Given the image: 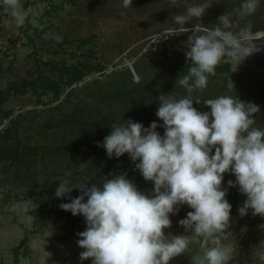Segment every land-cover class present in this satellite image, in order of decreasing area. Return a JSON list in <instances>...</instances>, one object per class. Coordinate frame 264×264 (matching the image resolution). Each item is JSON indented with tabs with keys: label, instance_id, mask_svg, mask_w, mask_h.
<instances>
[{
	"label": "rangeland",
	"instance_id": "374dc122",
	"mask_svg": "<svg viewBox=\"0 0 264 264\" xmlns=\"http://www.w3.org/2000/svg\"><path fill=\"white\" fill-rule=\"evenodd\" d=\"M205 3L211 7L199 20L186 22L185 27L191 29L201 23L211 28L218 23V17L232 13L243 0H178L177 6L170 0H132L127 8L123 7V0H20L28 12L21 27L15 25L6 6H0L4 15L0 25V90L4 96L0 106V264H92L91 259L79 258L84 249L77 243V233L87 228L83 216L62 210L59 206L71 200L67 196L51 197L46 181L75 182L91 177L92 183L102 184L104 178L125 175L138 191L152 195L154 183L143 178L127 153L119 158H109L107 152L100 159L85 158L91 137L76 129L73 137L61 127L46 128V124L57 119L56 108L62 100L70 97L76 102L79 88L105 81L113 71L129 68L138 81L136 65L166 75L175 65L192 67L185 56L191 32L176 36L164 32H178L180 26L174 16L184 14L188 6ZM231 19L234 32L250 21L253 33H264V0L243 21L235 15ZM46 34L61 40L53 38L56 42H52L45 38ZM227 60L220 62L215 75L208 77L207 87L196 91L195 96L207 100L225 95L252 102L260 108L254 117L255 126L264 129V98L257 96L264 92V71L234 68L229 60L231 71L227 72L220 68ZM47 62L58 69L45 65ZM39 75L60 83L57 95L42 82L35 85ZM193 103L200 112L211 111L204 103ZM155 122L156 131L163 136L165 130L159 126L163 121L157 118ZM19 139L24 147H57L74 140L79 150L47 152L45 158L40 152H29L18 163L13 157ZM229 180L235 183L234 174L225 173L222 188L227 189L225 198L233 205L234 187H228ZM80 195L77 188L70 193L71 198ZM246 199L239 190L238 205L231 209L227 238L222 239V244L234 250L229 264H264L260 258L264 255V217L253 216L251 209L240 216L238 210ZM27 200L36 208L28 213L14 210ZM190 211L194 210L182 205L178 212L170 213L171 227L164 230L165 236L191 235L179 224ZM60 212L64 217L57 215ZM67 216L71 219L67 220ZM24 238L28 239L27 244L16 257L15 249ZM202 256L199 243L194 242L169 264H196Z\"/></svg>",
	"mask_w": 264,
	"mask_h": 264
},
{
	"label": "clouds",
	"instance_id": "9594fccd",
	"mask_svg": "<svg viewBox=\"0 0 264 264\" xmlns=\"http://www.w3.org/2000/svg\"><path fill=\"white\" fill-rule=\"evenodd\" d=\"M173 6L178 0H170ZM17 27L24 25L28 12L20 0H3ZM132 0H123V7ZM260 0H243L232 13L218 17L213 27L196 23L193 28L186 22L199 20L211 7L205 3L188 6L184 14L174 16L180 27L169 29L164 35L191 32L187 40V60L192 62L188 74L177 82L188 96L175 99L172 95L158 97L157 117L163 121L164 135L157 131V123L145 128L142 123L129 119L114 124L111 133L103 140L109 158L128 154L135 168L146 181L154 183L152 195L138 191L134 182L125 175L103 179L102 184L88 186L87 180H64L55 190L56 197H68L70 203L59 207L73 216L82 215L87 224L77 233L81 261L91 259L92 264H169L170 260L186 251L191 243H199L203 253L196 264H229L233 248L222 244L230 226L232 205L222 188L225 173L234 174L236 180L228 187L239 186L247 199L239 208L240 216L248 214L264 217V129L256 127L258 105L243 102L237 97L218 96L203 103L210 112L193 107L191 94L203 91L208 77L227 58L236 67L238 62L255 52L257 40L264 41V33H253L249 21L238 31H232L235 15L238 21L253 15ZM46 34L45 38H49ZM60 42L61 37H53ZM234 86L232 81L229 85ZM211 117V120H210ZM213 149H215L214 154ZM139 161L138 163H136ZM73 188L81 195L71 198ZM87 197V202H84ZM187 205L194 211L179 221L191 235L165 236L171 227L169 214ZM32 201L17 205L28 213ZM264 228V225L261 226ZM264 260V255L260 257Z\"/></svg>",
	"mask_w": 264,
	"mask_h": 264
},
{
	"label": "trees",
	"instance_id": "16d2710c",
	"mask_svg": "<svg viewBox=\"0 0 264 264\" xmlns=\"http://www.w3.org/2000/svg\"><path fill=\"white\" fill-rule=\"evenodd\" d=\"M49 39L52 42H56L50 36ZM45 65H50L58 69L52 62H47ZM190 67L191 66L175 65L166 72V75L164 72L148 71L136 65L135 70L139 78L138 81L129 68L113 71L107 76V80L94 81L79 88V95L76 102L70 97L62 100L56 108L57 119L54 118L49 121L46 124V128L61 127L67 134L73 137L75 129L82 134L85 133L91 137L92 140L89 144L90 151L86 152L85 158L100 159L103 155H106V149L102 146H98V144L102 145V141L111 133V127L114 124H119L120 122L131 119L134 122L142 123L145 128H148L151 123L155 122L158 118L156 112L159 108L158 97L161 94H170L177 100L188 96L186 89L179 85L177 81L188 74ZM217 68L218 67H216L215 70H218ZM220 68L230 72V61L227 60L224 62L223 66ZM243 68L254 69L252 66H243L242 69ZM41 82L47 85L49 89L57 95L60 83L39 75L35 80V85L37 86ZM191 96L193 99H199L201 103L205 101L203 98L196 97L195 92H193ZM257 96L264 98V92ZM3 102L4 96L3 92L0 90V106ZM10 114L11 113H8L7 116H10ZM82 134L81 136H84ZM86 135L84 137H86ZM17 142L18 145L16 146L13 159L18 163L26 159L25 157L29 152L34 155L40 152L41 156L45 158L47 152H70L72 149L79 150L78 144L74 140L69 144L57 147H24L21 139ZM90 178L86 179L88 186L89 184H96L95 181L92 183L93 179ZM62 181L64 180L46 181L48 184L47 191L50 192L51 197H56L55 190ZM75 182H77V180ZM238 191L239 186L237 185L234 187V203L232 208L238 205ZM63 214L64 213L60 212L57 215L64 217ZM66 218L67 220L71 219L70 216ZM83 219L86 222L84 217ZM36 224L37 221H35L34 225ZM27 241L28 239L24 238L18 248L15 249L16 257L19 256V250L27 244Z\"/></svg>",
	"mask_w": 264,
	"mask_h": 264
},
{
	"label": "water",
	"instance_id": "95a60500",
	"mask_svg": "<svg viewBox=\"0 0 264 264\" xmlns=\"http://www.w3.org/2000/svg\"><path fill=\"white\" fill-rule=\"evenodd\" d=\"M256 47L260 50L245 58L243 62H238L236 65L238 69L243 66H252L260 71H264V41L257 42Z\"/></svg>",
	"mask_w": 264,
	"mask_h": 264
},
{
	"label": "built area",
	"instance_id": "2783aa9c",
	"mask_svg": "<svg viewBox=\"0 0 264 264\" xmlns=\"http://www.w3.org/2000/svg\"><path fill=\"white\" fill-rule=\"evenodd\" d=\"M0 6H5L4 4H3V0H0ZM0 18H2V21H1V23H0V25L2 24V22H3V20H4V15H2V12H1V10H0Z\"/></svg>",
	"mask_w": 264,
	"mask_h": 264
}]
</instances>
